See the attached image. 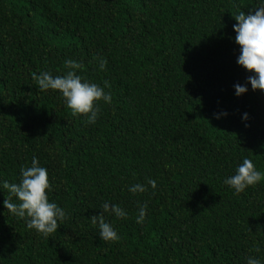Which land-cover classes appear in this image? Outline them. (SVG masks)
Segmentation results:
<instances>
[{"label": "trees", "instance_id": "trees-1", "mask_svg": "<svg viewBox=\"0 0 264 264\" xmlns=\"http://www.w3.org/2000/svg\"><path fill=\"white\" fill-rule=\"evenodd\" d=\"M252 3L0 0V181L18 183L35 156L67 214L42 236L0 188V264H264V175L238 194L223 184L244 157L264 174V92L233 88L251 74L236 63L233 16ZM65 59L107 82L112 102H98L95 123L32 80L64 74ZM135 183L146 191L128 192ZM105 201L127 213L104 215L117 241L89 219Z\"/></svg>", "mask_w": 264, "mask_h": 264}, {"label": "clouds", "instance_id": "clouds-1", "mask_svg": "<svg viewBox=\"0 0 264 264\" xmlns=\"http://www.w3.org/2000/svg\"><path fill=\"white\" fill-rule=\"evenodd\" d=\"M247 12L238 11L233 18L236 21L232 25L235 33L234 42L239 46V55L236 63L251 73L246 77V84H233L234 95L240 96L248 91L246 85L252 90L264 92V0H253ZM98 68L103 70L106 61L99 58ZM64 67L67 69L64 74L53 76L49 71L41 70L38 74L32 73V80L38 90H55L61 95L65 106L72 115H83L89 124L95 123L99 114V101L111 104V94L105 91L104 87L83 80L77 74V70L83 66L74 59H65ZM221 115L226 116L227 112L215 113V118ZM248 114L242 113L241 120L247 119ZM262 174L247 157L237 164L234 173L223 179V184L233 190V194L244 191L247 187L253 186L261 181ZM147 185L152 189L156 188L155 180L148 178ZM0 188L7 190L9 196H14L15 202L4 199L2 204L10 215L23 219L28 228L34 229L42 236H49L57 230L58 221L66 218L65 210L55 202L48 200V192L51 186L48 179L47 169L38 164L35 156L31 159L30 166H22L19 169L18 183H9L7 180L0 181ZM128 192L136 194L146 191L144 184L135 183L129 185ZM97 215L89 217L91 223L98 228L99 238L109 242L119 240V235L113 226L104 219L105 214L114 215L116 218L127 216L125 210L115 203L103 202ZM146 214V204H139L136 223H142ZM245 264H261V261L253 256L245 258Z\"/></svg>", "mask_w": 264, "mask_h": 264}]
</instances>
